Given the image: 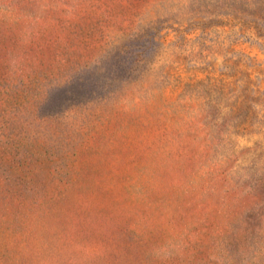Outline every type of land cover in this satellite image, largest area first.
Instances as JSON below:
<instances>
[{
    "label": "rangeland",
    "instance_id": "374dc122",
    "mask_svg": "<svg viewBox=\"0 0 264 264\" xmlns=\"http://www.w3.org/2000/svg\"><path fill=\"white\" fill-rule=\"evenodd\" d=\"M0 264H264V0H0Z\"/></svg>",
    "mask_w": 264,
    "mask_h": 264
}]
</instances>
